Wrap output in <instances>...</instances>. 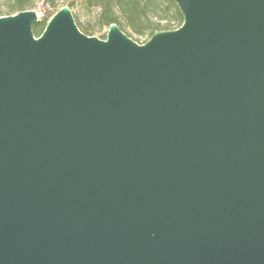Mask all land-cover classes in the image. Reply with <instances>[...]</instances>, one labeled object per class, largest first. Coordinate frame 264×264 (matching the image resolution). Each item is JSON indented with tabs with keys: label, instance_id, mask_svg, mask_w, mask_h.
I'll use <instances>...</instances> for the list:
<instances>
[{
	"label": "water",
	"instance_id": "obj_1",
	"mask_svg": "<svg viewBox=\"0 0 264 264\" xmlns=\"http://www.w3.org/2000/svg\"><path fill=\"white\" fill-rule=\"evenodd\" d=\"M174 2L143 44L0 16V264H264V0Z\"/></svg>",
	"mask_w": 264,
	"mask_h": 264
},
{
	"label": "rangeland",
	"instance_id": "obj_2",
	"mask_svg": "<svg viewBox=\"0 0 264 264\" xmlns=\"http://www.w3.org/2000/svg\"><path fill=\"white\" fill-rule=\"evenodd\" d=\"M14 1L15 0H0V16L14 14L8 11V7L12 5ZM20 1L24 3L23 10H33L37 14V22H45L57 9L67 5L71 9L76 26L82 33L99 39H105L106 37L108 26L99 21V9L89 5L86 0H57L54 5H51L47 0ZM155 9V13L151 14V17H149L151 26L156 28L155 32L174 30L182 23V19L180 20L178 13L180 10L174 0H155ZM119 28L125 35L138 44H143L149 39L150 34L147 30L134 31L130 26L125 24H120ZM41 32L42 30L33 34L37 37Z\"/></svg>",
	"mask_w": 264,
	"mask_h": 264
},
{
	"label": "trees",
	"instance_id": "obj_3",
	"mask_svg": "<svg viewBox=\"0 0 264 264\" xmlns=\"http://www.w3.org/2000/svg\"><path fill=\"white\" fill-rule=\"evenodd\" d=\"M56 1L57 0H47V2H49L51 5H54ZM86 1L89 5L95 6L99 9L98 19L102 24H106L107 26H109V24L115 23L118 27L120 24H125L130 26L134 31L147 30L150 34L149 38L156 31V28L154 26H151V23L149 22V17H151V14H154L156 11L155 0ZM23 9L24 3L20 0H15L14 3L8 7V11H11V13L19 12ZM178 13L180 20L182 19L183 21L180 11ZM49 18L45 22H37L36 24H34L32 28L33 33H38L40 30L43 31Z\"/></svg>",
	"mask_w": 264,
	"mask_h": 264
}]
</instances>
